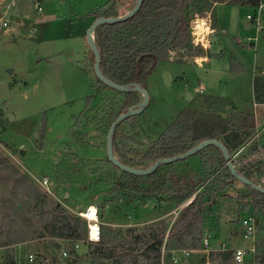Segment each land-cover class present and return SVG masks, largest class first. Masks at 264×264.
<instances>
[{"label":"rangeland","instance_id":"374dc122","mask_svg":"<svg viewBox=\"0 0 264 264\" xmlns=\"http://www.w3.org/2000/svg\"><path fill=\"white\" fill-rule=\"evenodd\" d=\"M37 1L42 6L41 12L34 6ZM116 1L120 11L127 12L131 0ZM107 2L23 0L21 6L31 11L32 18L20 24L18 20V26L17 19L13 18L12 23L9 18L8 29L0 28V231L7 228L6 225L9 228L11 220H16L11 237L18 240L0 247V264H6L9 259H14L16 264L100 263L88 256L90 248H94L90 243H84L75 251L71 241L50 236L44 230L40 212L36 215L28 204L21 205L26 200L22 190L30 183L46 195V212L57 205L60 209L55 214L78 215L90 204L98 206L102 214L103 246L120 254L128 251L126 245L132 236L152 222L164 219L170 228L186 201L195 197L220 168H210L197 153L164 164L169 167L164 168L163 173L176 176L177 180L184 173L192 176L193 183L198 182V190L192 196L196 188L187 191L184 199L174 196L179 190L176 185L172 187L175 191L145 198L111 193L114 183L122 177V169L108 160L106 138L121 111L124 96L109 86H100L97 96L86 103L87 96L95 94L98 83L93 52L83 34V22H90L89 14ZM192 12V40L194 30L198 34L209 33L208 26L212 27L217 18L229 31L223 33L226 42H235L242 55L227 43V56L212 58L199 66L203 63L202 57L210 54L208 46L194 43L197 48H203L197 55L171 53L169 61L160 62L147 79L150 100L146 109L135 115L137 121L124 123L121 133L134 148L144 150L197 96H219L232 100L222 106L224 115L236 110H253L255 114L256 131L250 136L234 130L224 131L223 139L231 147V154L252 146L251 150L262 153L264 103L255 107L253 81L256 75L264 76V30H258L247 18L248 14L255 13L254 7L218 3L214 16L202 7H193ZM230 22L233 26L237 23L242 39L246 38L242 46L246 43L252 49L238 47L232 34H240L233 32ZM198 24L203 25L202 30L197 28ZM13 25L16 29L11 28ZM220 31L218 26L217 35ZM200 88L204 92H200ZM261 153L250 159L264 160ZM23 175L29 176L30 183L18 188L17 196H13V177ZM44 178L48 180L46 186L42 184ZM242 189L243 185L236 182L229 187L227 195L206 202V233L214 249L219 250L224 244L246 247L251 241L242 237L240 219L245 215L256 216L260 221L257 251L250 256L248 264H264V261H256V257L264 253V207L258 212L252 207L246 208V201L238 199ZM9 199L13 202H8ZM15 205L21 208L17 216ZM45 215L52 217V213ZM38 232L43 235H35ZM84 234L82 239L86 238ZM21 236L27 239L19 241ZM135 248L134 256L122 264H158L155 260H145L139 245ZM63 250L69 255L62 256ZM29 254L35 258L33 263L29 262ZM213 259L220 261L217 253H213ZM103 261L110 260L104 258ZM172 261V253L166 249L160 264H173ZM183 264H205V260L202 255L193 254Z\"/></svg>","mask_w":264,"mask_h":264},{"label":"trees","instance_id":"16d2710c","mask_svg":"<svg viewBox=\"0 0 264 264\" xmlns=\"http://www.w3.org/2000/svg\"><path fill=\"white\" fill-rule=\"evenodd\" d=\"M136 1L131 0L129 2L127 11L134 7ZM261 2L264 0H143L140 10L128 20L113 24H101L96 28L94 39L101 54V70L106 77L116 83L124 85L139 83L147 87L149 75L155 71L160 62L169 61L171 53L177 52L181 55L195 53L197 55L203 52V48H197L192 40L193 7H202L205 11H211L214 16L213 7L217 3L255 7ZM124 13L126 12L120 11L116 0H108L106 4L89 14L92 19L90 22H83V34L86 35V30L96 18L118 16ZM92 60L95 61L93 53ZM178 62L182 61L179 60ZM238 70L241 69L238 68ZM96 79L98 83L96 92L87 96L86 103H90L97 96L100 86L104 88L107 86L97 77ZM253 89L254 102L264 103V76L256 75L254 77ZM117 92L124 96L118 115L125 112L129 107L138 105L143 99L142 94L137 91ZM197 97L190 102L189 107L182 110L167 130L161 133L157 139H154L152 143L150 141L144 150L139 147L134 148L130 140H125L121 133L122 125L128 121H137V116L123 120L113 135V149L116 157L127 165L146 168L160 158L184 153L209 138L221 140L232 152L231 147L223 139L224 131L234 130L246 136H250L256 131V119L253 110L246 112L236 110L235 113L231 112L224 115L222 106L228 105L232 100L219 96L199 95ZM232 106L236 108L235 104ZM140 126L141 124H139ZM252 147L244 148L233 159V163L240 173L253 182L264 185V160L259 162L250 159L253 157L252 155L258 156L257 153H261L251 150ZM262 147L261 154L264 155V145ZM197 154L206 164L210 165V168L215 169L219 166L220 168L209 178L192 202L180 210L170 228L164 219L152 222L145 230L134 234L126 245L128 251L120 254L113 249L104 247L101 236L99 241L90 242L94 248H90L88 256L93 257L96 262H100L99 264L127 263L129 258L134 256L136 245H139L145 260H155L160 264L164 245L168 250L199 248L203 245L206 234L204 217L206 202L211 199L214 200L218 196L227 195L229 187L236 182L243 185L238 199L246 201V208L252 207L254 211L258 212L264 207V193L255 190L231 175L230 169L225 166L224 154L219 147L209 145ZM167 167L169 166L163 164L155 172L146 176L120 170L122 177L114 183L111 193L119 196L123 194L128 197L145 198L159 195L163 191H175L172 187L176 185L179 193L177 191L173 195L178 199H184L187 191L190 192L196 188L190 194L193 195L198 190V182L193 183L192 176H186L183 173L177 180L176 176L162 172ZM13 181V196H17L18 188L30 183V178L28 175H23L13 177ZM170 182L173 184L172 186H170ZM22 191L25 193L26 200H23L21 205L28 204L30 211L36 215L40 212L41 218L44 219L43 228L50 236L65 239H82L83 233L86 236V221L82 220L80 216L62 212L55 214L60 209L57 205L54 206L53 210L46 212V195L32 183ZM11 200L9 199L8 202ZM14 211L15 216L20 214V205H15ZM47 213H52V217H46L45 214ZM100 216H102L101 213ZM257 220L260 223L258 218ZM15 224L16 220H11L9 228L6 225L7 228L0 231V247L18 241L11 237ZM132 231L134 233L135 229ZM35 235L42 236L43 234L38 232ZM26 239L23 236L19 241ZM262 247H264V242ZM217 255H219L220 260L218 264H228V253L219 252ZM104 258L110 261H103ZM256 261H264V253L259 254ZM6 264H16V262L14 259H9Z\"/></svg>","mask_w":264,"mask_h":264},{"label":"built area","instance_id":"2783aa9c","mask_svg":"<svg viewBox=\"0 0 264 264\" xmlns=\"http://www.w3.org/2000/svg\"><path fill=\"white\" fill-rule=\"evenodd\" d=\"M7 4H9V0H4ZM13 3V0H12ZM35 7L37 8L38 12L42 11V6L39 3V1L36 2ZM255 13L248 14L247 18L255 24V26L258 28V30H264V2H261L259 5L254 7ZM9 27V21L8 19H1L0 20V28L7 30ZM206 35L194 30V42L196 45H202L206 47ZM257 104V103H255ZM243 150V149H242ZM239 149L234 155H232L233 159L236 158L240 152L242 151ZM42 184L46 186L48 184L47 178H44L42 180ZM194 198V197H193ZM192 197H190L186 203L185 206L188 205L192 200ZM78 215L86 220V238L85 239H68L72 242V249L75 251H78L79 248L84 243H90V242H97L101 239L102 236V221L100 220V212L99 208L96 205H88L85 209L80 210L78 212ZM240 225H241V233L242 237L247 240L251 241V245H248L246 247L244 246H232V247H226L224 244L222 248L214 249L211 246L209 234H205V238L203 240V245L199 248H174L170 249L168 251H171L172 253V262L173 264H183L184 260H188L193 254H200L202 255L203 259L205 260V264H218V261L213 259V253H219V252H225L228 253V264H248V261L250 259V256L254 254L257 251V231L259 222L257 220L256 216L253 215H245L243 218L240 219ZM166 253L165 245L162 249V258L164 254ZM69 255V252L67 250L62 251V256ZM161 258V259H162ZM28 259L30 263L34 262V256L33 254L28 255Z\"/></svg>","mask_w":264,"mask_h":264},{"label":"water","instance_id":"95a60500","mask_svg":"<svg viewBox=\"0 0 264 264\" xmlns=\"http://www.w3.org/2000/svg\"><path fill=\"white\" fill-rule=\"evenodd\" d=\"M142 4H143V0H137L134 7L131 10L127 11L125 14L118 15V16H112V17H107V16L98 17L91 23L89 28L86 30L87 42L95 56L93 67H94V72H95L96 77L99 80H101L105 85L117 91H121V92L137 91V92H140L143 96L142 101L138 105L129 107L125 112L119 114L115 118V120L112 122L110 129L108 131V134H107V138H106V155H107L108 160L111 161L115 166L122 169L123 171H127L129 173L139 175V176H146V175H150L153 172H155L156 169L159 168L163 164L176 162L178 160L188 158L198 153L200 150L204 149L205 147L209 145H215L219 147L222 153L224 154L225 166H227L230 169L232 176H234L235 178H237L244 184L251 186L255 190H258L264 193V186L253 182L247 176L239 172V170L236 168V166L233 163L232 154L227 148V146L221 140H218L215 138L205 139L184 153L177 154L171 157L160 158L157 161H155L152 165L146 168H138V167L127 165L116 157L114 153V149H113V135L115 133L117 126L123 120L129 117L141 114L146 109L147 105L149 104L150 96H149V92L147 88L142 86L139 83H134L130 85L119 84V83L112 81L111 79H109L103 74L101 70V66H100L101 65V54H100L99 48L94 39V32L96 28L101 24H113V23H119V22L128 20L140 10ZM21 153L23 154L24 150H21Z\"/></svg>","mask_w":264,"mask_h":264},{"label":"crops","instance_id":"0c3cea01","mask_svg":"<svg viewBox=\"0 0 264 264\" xmlns=\"http://www.w3.org/2000/svg\"><path fill=\"white\" fill-rule=\"evenodd\" d=\"M22 2H23V0H13V3H12V0H9V4H7L4 0H0V6H1L0 20L1 19H8L9 22L11 20L13 23V18H15V19H17L16 25L18 26L21 22H26L29 18H32L31 17V11L24 9V7L21 6ZM217 4H215L213 9L216 7ZM222 4H230V3H222ZM206 12H208V11H206ZM9 18H10V20H9ZM18 20H19V22H18ZM17 22L19 24H17ZM231 25L233 26L232 22H230V27H232ZM218 26H219V28H221L219 35H217L218 34ZM11 28L16 29V26L13 25ZM208 28H209L210 32L207 33L206 45L208 46L207 49H210V54H207L204 57H202L203 63L201 65L198 63H196V64H198L199 66H202V65H204V63H206V61L210 62L212 60V58L213 59H220V57H222L223 55L227 56L226 54L229 53V48L227 47V43L229 46L238 50L240 52V55H242V52L235 46V42H233L232 40H228V42H226L225 37L223 36L224 35L223 33H227L229 31L227 28L223 27V24L220 22L219 19L216 18V21H215V23H213V26L212 27L208 26ZM232 28H233L232 30L234 33L237 32V34H240V36L232 34L233 36H235V41H236L238 47H240V48L243 47L245 49H247V48L252 49L246 43L244 44V46H242L243 41H245L246 38L244 37L245 39H242V37H241L242 32L239 29L238 24L235 23V25ZM200 30H202V29L200 28ZM209 38H211V39H209ZM230 41H232V42H230ZM247 42L252 43V41L250 39H247ZM226 68H227V65L224 68L225 73H226ZM221 69L223 70V67H221ZM201 84H202V81H199V85H201ZM200 87H202V86H200ZM199 91L204 92V89L200 88ZM261 104H263V103H257V105L255 107H257Z\"/></svg>","mask_w":264,"mask_h":264},{"label":"bare ground","instance_id":"6f19581e","mask_svg":"<svg viewBox=\"0 0 264 264\" xmlns=\"http://www.w3.org/2000/svg\"><path fill=\"white\" fill-rule=\"evenodd\" d=\"M200 27H203V25H200V24H198V25H197V28H199V29H200Z\"/></svg>","mask_w":264,"mask_h":264},{"label":"flooded vegetation","instance_id":"af4514ba","mask_svg":"<svg viewBox=\"0 0 264 264\" xmlns=\"http://www.w3.org/2000/svg\"><path fill=\"white\" fill-rule=\"evenodd\" d=\"M191 196H192V195H191ZM194 198H195V197H194ZM194 198H193V199H194ZM191 202H192V201H191ZM191 202H190V203H191Z\"/></svg>","mask_w":264,"mask_h":264}]
</instances>
